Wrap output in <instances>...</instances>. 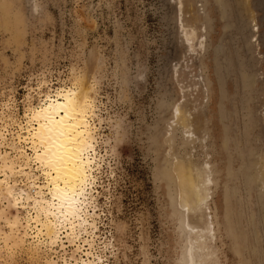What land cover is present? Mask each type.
I'll return each instance as SVG.
<instances>
[{"label": "rangeland", "instance_id": "1", "mask_svg": "<svg viewBox=\"0 0 264 264\" xmlns=\"http://www.w3.org/2000/svg\"><path fill=\"white\" fill-rule=\"evenodd\" d=\"M243 6L244 35L232 16L218 21L217 0H0V153L16 156L14 122H24L46 96L69 87L88 93L99 215L90 252L101 264H264V11L247 0ZM211 72L237 108L241 148L232 150L231 168L238 179L228 189L211 124L202 131V139L210 138L203 159L194 145L198 135L184 122L217 98ZM16 145L31 155L29 146ZM201 159L206 173L194 172L188 190L180 168L190 161L200 168ZM13 181L15 196L21 188L31 193L24 176ZM225 189L232 201L245 200L246 217L251 198H262L252 206L260 235L255 225L240 240L245 230L227 224ZM1 210L13 218L7 202ZM26 212L18 210L23 221ZM194 213L211 216L213 226L191 225ZM44 240L38 243L30 228L19 247L8 250L0 240V264H82L86 258L72 244L51 248Z\"/></svg>", "mask_w": 264, "mask_h": 264}, {"label": "bare ground", "instance_id": "2", "mask_svg": "<svg viewBox=\"0 0 264 264\" xmlns=\"http://www.w3.org/2000/svg\"><path fill=\"white\" fill-rule=\"evenodd\" d=\"M217 1H219V8L221 10L218 21L221 23L229 16H232L238 32H242L244 35L246 33V17L248 15L246 16L241 8L245 0ZM247 1L252 5H261L260 9L264 11V0H254V3L251 0ZM229 7L231 8L229 9ZM191 39L187 40V42L190 41L189 43H192L193 39ZM210 74L212 81L214 80L212 84H216L217 98L212 103L207 102L202 110L200 108L197 109L195 114L191 113L190 118L185 119L184 122L186 127L191 128L192 126L190 129L192 136L194 134L198 135L194 145L199 146L203 159L208 154V152L206 153L203 150L207 143H209L210 138H213V144L218 148V153L220 152V156L224 160L225 171L223 172L225 176L223 177V181L225 183L223 184L224 188H227L229 187V183L233 185L237 183L236 179H238L235 178L231 168L236 162L231 154L232 150L241 148L237 144V140L240 137L238 134L239 122L234 114V109L237 108L233 104V100H235L233 99L234 96L230 97L229 91L226 93L221 86H217V72H211ZM196 106L197 104L195 103ZM92 108L93 102L86 91H81L78 87H69L58 91L54 96H46L42 100L40 107H30L25 114L24 122L18 120L14 122L17 128L16 136H18V143L10 144V146L16 151V156L14 155L11 158L6 152L0 153V203L7 202L9 208L13 210L12 219H6L4 211H0V240L6 249H12V244L14 246L23 245L22 243L26 240V230L30 228L35 233V239L38 243L45 238L44 241H48L51 248L56 246L64 247L66 243L74 245L77 252H84L86 254V258L81 259L82 264H101L103 262L100 256H96L90 252L93 249V241L90 239L94 237L97 230V218L99 217L95 196L97 177L96 140L93 127L90 123ZM193 110L196 109L192 106L188 111L191 112ZM181 112L183 111L181 110ZM207 117L209 118L208 120L206 119ZM207 121L211 124L212 133L211 135L209 134L210 138L206 141L205 138L202 139V131H204V125ZM235 137H238L236 141ZM183 142L186 143L187 139L183 140ZM233 143L237 145L235 146ZM16 144H26L29 146L31 155L20 145L17 147ZM202 163L204 162L201 159L202 167L200 168L198 166L195 168L196 165L193 161L187 162V164L183 163L184 166H182L183 169L180 168L181 171L176 168V172L177 170L181 172L180 181L183 187H188V190L192 189L193 183L196 182L194 180V172H197L200 177L206 173ZM179 166L181 165L179 164ZM18 175L24 176L31 193L28 190H21V188L17 191L18 196H15L16 181H13V185H11L9 180L14 179ZM41 180L43 183L40 182ZM235 186L237 185L235 184ZM183 187L182 190L180 188L179 190L184 191ZM199 194L201 195L200 192ZM240 195L243 197L244 194ZM251 199L250 203L253 212L250 215L251 217H246L245 213L248 208L245 210L246 202L244 199L241 198L240 200V198H237L236 201H232L227 190L221 198L227 224L230 227L234 224L236 228L245 230V232L241 231L240 235L237 236L240 240H244L245 233H248L249 230H254L253 226L255 225V232L260 235L259 222L256 216L257 211L255 212L252 206L255 205L254 207H256L254 203L260 204L262 198H257V201H254L253 198ZM192 200L194 201L193 197ZM258 204L257 207H259ZM232 205L234 208H232ZM18 210L24 213L27 211V221L22 220L23 217L19 215ZM261 216L260 221L262 222L263 218ZM245 217L246 220L248 219V222L244 221ZM240 218L244 221V228ZM190 222L193 226L203 225L204 222L209 227L213 226L212 217L209 215L204 220L202 216L196 213L192 216ZM3 225L9 228L10 232L15 228H21L22 231L24 230V234L22 237H14L11 233L6 234L1 229ZM240 242L242 243V241ZM253 242L255 243L254 240ZM199 256V252L194 254L195 261Z\"/></svg>", "mask_w": 264, "mask_h": 264}]
</instances>
